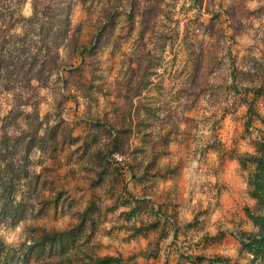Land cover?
Listing matches in <instances>:
<instances>
[{
	"label": "rangeland",
	"instance_id": "rangeland-1",
	"mask_svg": "<svg viewBox=\"0 0 264 264\" xmlns=\"http://www.w3.org/2000/svg\"><path fill=\"white\" fill-rule=\"evenodd\" d=\"M49 2L21 0L18 12L0 26L3 55L22 53L28 61L33 54H44V49L38 50V40L43 35L49 41L52 36L54 23L45 9ZM32 4L41 11L34 17ZM61 5L67 15L64 34L58 36L61 65L54 69L45 64L44 82L31 81L32 88L27 89L30 100L22 109L30 117L16 119L17 127L28 130L35 109L41 129L56 130L53 157L37 150L29 154V169L40 175L37 194L49 199L41 208V199H32L26 222L45 230L73 229L75 238L66 252L79 264L87 261L85 255L104 254L121 255L120 264H218L217 260L246 264L237 232L252 230L242 207H252L253 200L245 189L249 167L241 169L235 154L252 151L261 129L245 107L250 103L252 111L261 115L264 97H254L251 91L244 96V89L264 85V0H62ZM143 6L156 8L143 37L153 33L157 38L146 44L148 48L154 44V58L141 94L152 114L137 135L145 133L149 138L159 130L157 126L162 132L172 130L168 120L175 118L176 142L155 147L160 165H176L177 173L130 183L128 164L135 160L112 150V134L107 136L104 118L111 120L119 103L110 91L123 80L125 62L121 61L138 47ZM1 7L7 12L8 5ZM195 36L203 83L198 92L187 95L182 88L190 79V67L184 47ZM22 41L31 48L25 49ZM163 42L168 44L161 46ZM22 70L32 73L27 65ZM9 104V95L0 89V116ZM148 121L152 127L146 125ZM64 130L71 138L60 143ZM191 131L193 137L188 136ZM197 151L200 160L194 157ZM130 196L150 200L174 224L163 223L146 207L125 219L133 205ZM83 210L91 214L92 222L84 219L78 230L74 227ZM23 223L13 228L2 225L0 234L13 243ZM130 223L153 228L135 233ZM170 239L166 250L164 242ZM28 264L38 262L32 258Z\"/></svg>",
	"mask_w": 264,
	"mask_h": 264
},
{
	"label": "trees",
	"instance_id": "trees-1",
	"mask_svg": "<svg viewBox=\"0 0 264 264\" xmlns=\"http://www.w3.org/2000/svg\"><path fill=\"white\" fill-rule=\"evenodd\" d=\"M61 1L51 0L45 6L46 14H49L48 18L52 19L54 25H52L53 32L49 41L43 35L39 37L38 41L41 46L38 50L44 49L43 55L38 54L40 57H36L37 54H33L27 61L26 57L22 56V53H17L13 56L10 54L3 55V42L0 37V89L9 95L10 101V106L0 116V226L4 225L8 228H13L18 223L24 222L21 230L22 234L19 231L13 243L6 242L4 236L0 234V264H28L32 258L38 264H79L75 256L73 257L70 253L66 252L68 243L75 238L73 229L45 230L44 228L32 225L31 222H26V209L31 210V200L41 199V204L38 206V208H41L46 203L44 199H49L40 197L37 194L36 187L40 175L38 172L29 169V154L37 150L40 153L46 152L47 154H51L53 157L57 144L55 138L56 130L52 126L41 129L42 122L35 109L32 110V118L28 130L16 126L17 118L30 117L22 108L29 104L30 97L27 89L32 88L31 81L44 82L46 76H43L42 72L46 63L52 64L54 69H57L61 65L57 52L60 44V37L58 38V36L64 34L63 30L67 22L66 11L61 5ZM20 2L21 0H0V26L4 20L13 18L12 15L18 12ZM3 5H8L7 12L1 7ZM31 9L32 17L36 16L37 12L41 13L35 4H32ZM155 9L153 11L152 8L146 6L140 9L141 29H139L137 35L138 47L132 52L131 56L126 54L125 61H121L125 62L122 70L123 80L117 82L118 84L116 83L114 89L112 88L110 91L119 100V103L112 109L111 120L104 118V124L107 126L105 132L107 136H111L112 134V150L121 156L127 154V156L135 160L132 164H128L130 183L134 181L140 182L145 176L166 179L177 173L176 165H170V163L160 165L159 150L155 147L159 143L165 145L167 142L172 144L176 142L178 123L175 118L168 120L172 130L169 128L162 132L159 131L162 128L157 126L156 128L159 130L155 131L154 135L149 138H146L145 133L137 135L139 126H144L145 119L149 118V112L152 114L148 103L141 99V94L149 81L148 77L152 70L151 63L154 58L152 49L154 44L151 43V48H148L146 44H150L152 40H156L157 38L153 33H151V36L143 37V31L147 28L151 17V22L154 21V17L156 16ZM227 37L231 39L232 35H228ZM197 41L195 36L184 47L186 49L185 59L190 67V79L186 87L182 88L187 95L188 93L198 92L203 83L202 73H198V69L201 66V55L199 54L200 51H197ZM22 44L26 45L25 49L31 48L30 43L22 41ZM22 44L20 43V46ZM167 44L163 42L161 46ZM74 45H76L75 41L73 42ZM169 45H171V41ZM50 50H52V53H49ZM226 50L229 51L228 45ZM131 57L134 58L131 59ZM84 59L82 56L81 62ZM25 65L32 71L31 75L26 73L27 69L22 70ZM244 90H246L244 96L248 91H251L254 97L260 96V94L264 97V85L262 83L251 84L250 86L245 85ZM134 98L137 100L133 103ZM262 106L263 111L259 115L252 111L250 103L246 104L245 110L249 114L256 116L261 129H258V136L252 141V151L235 154V158L241 169L249 167L247 176L245 177V189L247 196L253 200L252 207L247 205L242 207L245 217L252 226V230H239L237 232L240 250L246 264H264V102ZM58 120L64 122L60 117ZM250 121L249 115L244 122L245 128L249 126ZM151 124L152 121H148L146 125ZM135 131L136 133H134ZM193 133L191 131L188 136L191 135L193 137ZM134 135H136L135 139H131V136L133 137ZM70 138V132L64 130L60 143L64 140L68 141ZM216 153L218 154L217 151ZM194 154L196 159H201L202 156L199 157L201 153L197 151ZM218 156L220 155L218 154ZM104 162L109 164L107 160ZM215 189L220 191L219 186ZM130 199L133 205L130 211L126 213L125 219L132 218L130 216L134 211H140L145 207L153 209L155 216L158 213L164 216L158 207L154 208L151 205L150 200L134 198L133 196H130ZM124 202L130 203V201ZM93 206L92 202L87 208L91 209ZM84 219L92 222L91 214H88L86 210L79 213V220L74 228L80 230ZM162 221L168 224L164 219ZM143 224L133 225V223H130V226H132L135 233L147 231L151 227L153 228L151 224ZM174 230L175 227L173 228V233ZM35 231L37 233L33 235ZM39 253L41 255L37 257ZM85 256L87 261L82 264H120L121 262V255L119 254Z\"/></svg>",
	"mask_w": 264,
	"mask_h": 264
},
{
	"label": "built area",
	"instance_id": "built-area-1",
	"mask_svg": "<svg viewBox=\"0 0 264 264\" xmlns=\"http://www.w3.org/2000/svg\"><path fill=\"white\" fill-rule=\"evenodd\" d=\"M115 158H116L117 160L120 159L117 155H115ZM114 164H115V163H114ZM158 216H160L162 219H164L168 224H170V226L172 225L173 221H172V219H171L169 216H162V215H160L159 213H158ZM171 242H172V239H170V240L168 241V243H166V245H165V249H167L168 246H169L170 244H172ZM164 252H165V250H164ZM216 262H217L218 264H231L230 262H228V261H224V260H220V261L217 260Z\"/></svg>",
	"mask_w": 264,
	"mask_h": 264
},
{
	"label": "clouds",
	"instance_id": "clouds-1",
	"mask_svg": "<svg viewBox=\"0 0 264 264\" xmlns=\"http://www.w3.org/2000/svg\"><path fill=\"white\" fill-rule=\"evenodd\" d=\"M8 243H11V241H7Z\"/></svg>",
	"mask_w": 264,
	"mask_h": 264
},
{
	"label": "crops",
	"instance_id": "crops-1",
	"mask_svg": "<svg viewBox=\"0 0 264 264\" xmlns=\"http://www.w3.org/2000/svg\"><path fill=\"white\" fill-rule=\"evenodd\" d=\"M164 244H166V242H164ZM184 248V247H183ZM167 250V249H166Z\"/></svg>",
	"mask_w": 264,
	"mask_h": 264
}]
</instances>
